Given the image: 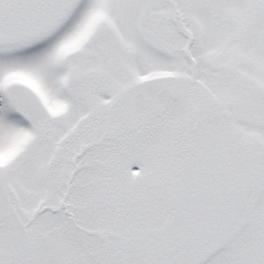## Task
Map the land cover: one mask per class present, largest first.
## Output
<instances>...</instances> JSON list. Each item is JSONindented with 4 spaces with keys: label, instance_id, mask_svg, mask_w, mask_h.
<instances>
[{
    "label": "snow or ice",
    "instance_id": "6c2138e0",
    "mask_svg": "<svg viewBox=\"0 0 264 264\" xmlns=\"http://www.w3.org/2000/svg\"><path fill=\"white\" fill-rule=\"evenodd\" d=\"M0 264H264V0H0Z\"/></svg>",
    "mask_w": 264,
    "mask_h": 264
}]
</instances>
